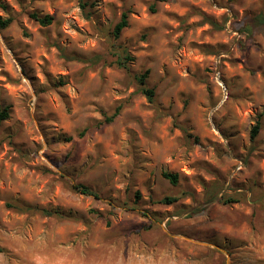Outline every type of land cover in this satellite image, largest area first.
I'll list each match as a JSON object with an SVG mask.
<instances>
[{"label": "rangeland", "instance_id": "obj_1", "mask_svg": "<svg viewBox=\"0 0 264 264\" xmlns=\"http://www.w3.org/2000/svg\"><path fill=\"white\" fill-rule=\"evenodd\" d=\"M153 3L0 0V264H264V0Z\"/></svg>", "mask_w": 264, "mask_h": 264}, {"label": "trees", "instance_id": "obj_2", "mask_svg": "<svg viewBox=\"0 0 264 264\" xmlns=\"http://www.w3.org/2000/svg\"><path fill=\"white\" fill-rule=\"evenodd\" d=\"M164 1L165 0H154L153 5L150 7V11L152 13H155L157 3L164 2ZM86 7H87V3L82 2V8L85 9ZM31 17L33 19H35L36 21L40 22L44 26L51 25L54 21V18L52 16L47 15V16L42 17L37 13H33L31 15ZM129 20H130L129 12H127V11L123 12L120 22L115 26V29L112 32L115 40H119L121 38L123 32L129 27ZM12 21H13L12 19L0 18V30H4V29L8 28L11 25ZM253 21L264 23V15H259V16L255 17L253 19ZM247 28L249 29V27H247ZM123 54L124 55L119 56L116 64L119 68H121L125 72L130 73L131 71H130V67L128 65V62L134 61V58H132L126 52H124ZM149 73H150L149 71H146L143 74L136 76L135 79L139 84V87H140L139 91L146 96V98L148 99L149 102L153 103L155 101V98H156V92L153 88H150L147 85V79L149 77ZM122 109H123L122 105L118 106L112 115L106 116L105 120L98 124V127L113 123L117 119V117L121 114ZM8 117H9V113L7 110L0 111V122L6 120ZM89 131H90L89 128L85 129L84 131H82L79 134V137H84ZM260 131H261V123L257 122L251 131V139L255 140L257 138V136L260 134ZM163 176L166 179H168L173 185H177L178 175L170 174V173H164ZM76 189H78L84 195L99 197L98 193L96 191H94L93 189H91L90 187H87L84 185H79L76 187ZM176 201H177L176 198L166 197V198H164V200L162 202L165 204H173ZM221 201L223 203H225V198L222 199ZM10 207L16 208L20 211H29V212L39 211L44 216H47V217H52V216H56V217H60V218L66 217L65 215H63L59 211H54L51 209H40V208L32 207V206H29L26 204H18V205H11L10 204ZM199 212H200V210H197V211L193 212L190 216H194V215L198 214Z\"/></svg>", "mask_w": 264, "mask_h": 264}]
</instances>
